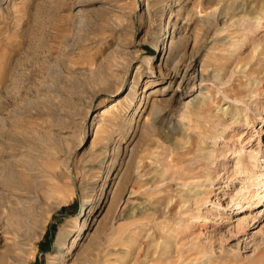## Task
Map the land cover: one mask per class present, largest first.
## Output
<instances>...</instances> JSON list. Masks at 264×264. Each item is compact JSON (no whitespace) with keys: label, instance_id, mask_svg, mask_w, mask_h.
Segmentation results:
<instances>
[{"label":"rangeland","instance_id":"1","mask_svg":"<svg viewBox=\"0 0 264 264\" xmlns=\"http://www.w3.org/2000/svg\"><path fill=\"white\" fill-rule=\"evenodd\" d=\"M263 193L264 0H0V264H264Z\"/></svg>","mask_w":264,"mask_h":264},{"label":"bare ground","instance_id":"2","mask_svg":"<svg viewBox=\"0 0 264 264\" xmlns=\"http://www.w3.org/2000/svg\"><path fill=\"white\" fill-rule=\"evenodd\" d=\"M120 102L119 99H115L113 101V105L111 106H116L118 103ZM110 108V107H109ZM107 108H102L100 110V115L104 114L107 112L106 110ZM96 117V115H95ZM107 177V173L104 175V179L103 182L105 181V178ZM261 178H263V175L261 176ZM257 184H259L258 182H255L254 185L257 186ZM103 190V184H101L98 189H97V194L93 197V199L89 202V204L84 208L83 213H82V217L81 218H77V225L76 227L73 229V231H71V233H66L65 231H60V233L58 234L55 244H54V249L53 252L50 254V256L52 258H57L60 255H62L64 253V251L66 250H70L76 243L75 240L79 238V235L84 233V231L86 230V224L87 221L88 223H90V216L92 214V212L94 211V208H96L97 205V201L99 200V196L101 195ZM262 199H264V193L262 196ZM205 220V217H204ZM89 226V224H88ZM72 239V241L68 244V240ZM9 258V257H8ZM13 258V257H12Z\"/></svg>","mask_w":264,"mask_h":264}]
</instances>
